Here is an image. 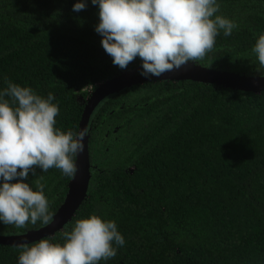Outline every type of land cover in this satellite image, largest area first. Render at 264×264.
I'll return each instance as SVG.
<instances>
[{
    "label": "trees",
    "instance_id": "16d2710c",
    "mask_svg": "<svg viewBox=\"0 0 264 264\" xmlns=\"http://www.w3.org/2000/svg\"><path fill=\"white\" fill-rule=\"evenodd\" d=\"M0 0V91L7 82L52 93L55 127L77 132L87 88L125 69L114 65L95 31L99 9L87 0ZM216 15L234 20L199 62L264 73L252 52L264 33V0H217ZM9 99L8 97H4ZM87 194L61 230L42 237L63 244L79 218L115 221L124 237L98 264H264V91L191 79L145 80L104 97L88 122ZM75 161V157H74ZM131 167V169H129ZM43 177L53 214L71 178ZM24 228L0 222L1 233ZM40 240V239H39ZM39 240L28 243L38 242ZM20 249L0 243V264H18Z\"/></svg>",
    "mask_w": 264,
    "mask_h": 264
},
{
    "label": "clouds",
    "instance_id": "9594fccd",
    "mask_svg": "<svg viewBox=\"0 0 264 264\" xmlns=\"http://www.w3.org/2000/svg\"><path fill=\"white\" fill-rule=\"evenodd\" d=\"M98 6L95 31L102 37L105 52L121 69L139 57L141 75L159 77L200 61L211 52L222 30L230 36L238 24L216 15L217 0H91ZM87 0H77L73 11L86 8ZM252 52L264 68V33L258 36ZM8 97L9 99H5ZM36 94L30 87L11 81L0 91V222L24 228L29 222L49 224L53 215L44 195L43 177L35 180L38 190L27 182L39 168H50L74 178L78 167L74 157L84 150L87 128L65 132L55 127L58 105ZM65 242L40 239L20 249L18 264H98L117 254L113 242L123 246L124 237L115 221L96 214L75 221L63 233Z\"/></svg>",
    "mask_w": 264,
    "mask_h": 264
},
{
    "label": "water",
    "instance_id": "95a60500",
    "mask_svg": "<svg viewBox=\"0 0 264 264\" xmlns=\"http://www.w3.org/2000/svg\"><path fill=\"white\" fill-rule=\"evenodd\" d=\"M141 71L142 63L97 82L85 99L79 95L78 99H82L84 105L77 132L83 128L88 129L90 115L104 97L131 84L140 83L145 80L191 79L240 90L253 92L264 91V73H245L231 69L217 68L203 65L199 61H189L180 69L166 72L159 77H145L141 75ZM83 144V152L77 154L74 161L77 164L78 171L75 177L69 180L64 198L52 214L53 220L47 225L42 224L22 232H0V243L17 246L24 242L30 243L39 240L42 237L53 235L56 231L61 230L64 224L72 218L87 194L90 179L89 130L84 137Z\"/></svg>",
    "mask_w": 264,
    "mask_h": 264
},
{
    "label": "flooded vegetation",
    "instance_id": "af4514ba",
    "mask_svg": "<svg viewBox=\"0 0 264 264\" xmlns=\"http://www.w3.org/2000/svg\"><path fill=\"white\" fill-rule=\"evenodd\" d=\"M93 88H94V87H93ZM91 89H92L91 87L87 88V90H88V91H87V95L89 94V92H90ZM87 95H86V96H87ZM85 98H86V97H84L83 99H85ZM90 166H91V162H90ZM129 169H131V167H129Z\"/></svg>",
    "mask_w": 264,
    "mask_h": 264
}]
</instances>
